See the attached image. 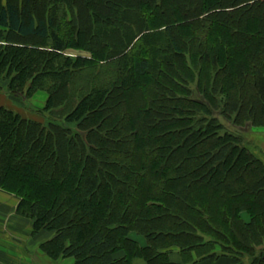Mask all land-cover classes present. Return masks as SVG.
I'll use <instances>...</instances> for the list:
<instances>
[{
    "label": "trees",
    "instance_id": "1",
    "mask_svg": "<svg viewBox=\"0 0 264 264\" xmlns=\"http://www.w3.org/2000/svg\"><path fill=\"white\" fill-rule=\"evenodd\" d=\"M0 26L6 236L73 264H264V0H7Z\"/></svg>",
    "mask_w": 264,
    "mask_h": 264
},
{
    "label": "crops",
    "instance_id": "2",
    "mask_svg": "<svg viewBox=\"0 0 264 264\" xmlns=\"http://www.w3.org/2000/svg\"><path fill=\"white\" fill-rule=\"evenodd\" d=\"M7 0H0V8L6 6ZM2 27L0 26V30ZM6 30V29H5ZM1 43V42H0ZM8 99H4L2 102H0V105L3 103H6ZM8 103V102H7ZM18 203V199L11 194L5 193L3 191H0V264H20L19 252H21L22 245L20 243L21 240L17 237H8L6 236L5 232H8L10 230L9 225L11 224V218L15 216V208ZM14 219V218H13ZM16 224V222H15ZM24 249V248H23ZM23 253L25 254V250H23ZM15 254L16 257L13 255ZM42 253V252H40ZM27 255V254H26ZM41 259L47 263L53 262L52 259H50L48 256H46L44 253L37 255ZM21 257V256H20ZM172 259L175 261H180L181 257L177 250L172 255ZM196 256L194 255V260H197ZM23 264H35V262L29 263L28 261H24L22 259ZM55 263V261L53 262ZM57 264H73L74 259L68 258V259H60L56 261ZM236 261L231 257H221L216 260H211L209 258H206L204 260H198L197 264H235ZM133 264H147L145 261L141 259H136Z\"/></svg>",
    "mask_w": 264,
    "mask_h": 264
},
{
    "label": "rangeland",
    "instance_id": "3",
    "mask_svg": "<svg viewBox=\"0 0 264 264\" xmlns=\"http://www.w3.org/2000/svg\"><path fill=\"white\" fill-rule=\"evenodd\" d=\"M47 43L49 44V40L46 41V44ZM78 53H80V51H78V50L69 49V50L66 51V54L72 55V56H76ZM80 54H86V53L81 52ZM101 67H103V65L102 64H99V65H94L90 69H94V68L100 69ZM4 88H7L6 87V84H4ZM5 92L0 93V102H2L5 98L8 99V97H7V95H6ZM42 94H43V96L45 95L43 92H42ZM14 103L16 104L15 106L17 108L19 107L18 109L21 110V112H23L28 117H31V116L35 115V114H33V112H27L26 113V106L20 100H16V101H14ZM37 106L40 107L41 105L40 104H37ZM38 107H35L34 106L32 109L33 110H39ZM35 116H37V115H35ZM226 125L228 127H230L229 123H226ZM251 136L253 137L252 139H254L255 140V143H257V144H259L261 142H264V130L263 131H257L255 133H253ZM257 144H255V145L258 146ZM257 148H259V147H257ZM263 153H264V150H263ZM21 234H23V233H21ZM10 236L11 237L15 236L18 239H20L21 242H22V243H20L22 245L21 252H19L20 255L17 256L20 259V264H23L22 259H24V261L25 260L28 261L29 263L35 262V264H49L48 261L46 263L43 260V258L41 259L40 257L37 256L38 254L39 255L41 254V257H43L42 256V253H40L41 250L39 248V244H40L41 241H43L45 239V237L47 235H44L43 237L40 236V237H38L35 240H31L30 236L28 237V235L25 236L24 234H23V236H25V237L21 236L20 234H18V235L11 234ZM22 249L25 250V254L23 253ZM13 256L16 257L15 254ZM66 259H68V258H66ZM53 262H50V264H57L56 262L55 263H53Z\"/></svg>",
    "mask_w": 264,
    "mask_h": 264
}]
</instances>
